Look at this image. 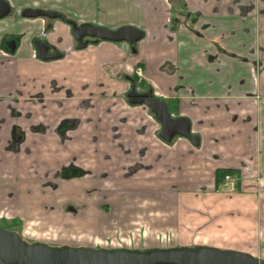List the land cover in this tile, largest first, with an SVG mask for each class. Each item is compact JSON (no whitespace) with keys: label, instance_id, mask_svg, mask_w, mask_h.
Segmentation results:
<instances>
[{"label":"crops","instance_id":"0c3cea01","mask_svg":"<svg viewBox=\"0 0 264 264\" xmlns=\"http://www.w3.org/2000/svg\"><path fill=\"white\" fill-rule=\"evenodd\" d=\"M6 1L11 12L0 20V220L15 225L19 220L14 231L26 240L62 247L72 243L130 251L209 247L264 255V182L257 183L259 177L264 180V69L258 61V46L264 49V0L257 10L255 0ZM27 10L63 12L81 23L111 30L133 26L145 37L136 52L126 43L110 42L76 50L70 28L57 22L45 38L65 55L40 62L35 40L43 36L44 23L25 18ZM8 40L17 41L10 54L3 50ZM137 65L144 67L145 80L158 98L169 101L175 115L190 120L201 142L196 146L180 139L170 151L151 138L150 128L136 139L139 145H150L148 161L161 156L163 163L133 185L120 182L117 198L146 186L164 189L162 176L168 173L166 166L171 167L169 180L179 192H166L156 200L164 213L151 211L158 214L149 218L144 216L147 211H140L126 218L127 209L122 208L117 214L120 223L114 227L94 208L73 219L62 211L72 199L70 189L63 188L56 198L42 192L33 184L37 177L32 167L43 175L72 159L87 169L106 166L93 152L92 125L86 121L91 112L81 111L79 104L102 97L104 123L129 117L123 131L126 138H133V130L145 124L144 111L137 108L125 115L115 103L127 89L121 76L132 74ZM33 95L46 98L43 109L24 101ZM14 97L20 98L19 110L11 109ZM74 117L84 123L76 140L62 145L55 128ZM15 126L27 129L24 147L33 149L32 157L17 159L7 150ZM37 127H48L50 132L39 139L28 130ZM108 134L103 151L112 150ZM224 170L242 176L241 191H217V173ZM148 232L154 236L151 240Z\"/></svg>","mask_w":264,"mask_h":264},{"label":"flooded vegetation","instance_id":"af4514ba","mask_svg":"<svg viewBox=\"0 0 264 264\" xmlns=\"http://www.w3.org/2000/svg\"><path fill=\"white\" fill-rule=\"evenodd\" d=\"M6 1V0H5ZM257 2L256 10L258 5L261 3V0H255ZM7 2V1H6ZM8 3V2H7ZM9 4V3H8ZM10 6V5H9ZM27 11H39V10H27ZM25 11V13L27 12ZM11 12V7H10ZM44 12V11H40ZM24 13V16H25ZM49 13L51 16H40L37 18L25 17L28 19H40L44 23V33L43 36H39L35 40L36 47V59L40 62H51L55 60H59L64 57V52L58 49H54L45 36H48L53 28L54 24L57 22L64 23L70 28V37L72 39V44L74 49L83 50L90 45H96L102 42H110L115 43L116 45H120L122 43H126L130 45L131 49L136 52V45L142 41H138L134 46L128 42H113V41H103L98 38L92 37L90 32L92 30H108L112 32H118L121 29L126 27L138 29L133 26H123L117 30H111L103 27H98L92 23H81L76 19V17L68 15L63 12H45ZM262 12H259V16ZM10 14V13H9ZM9 14L7 16H9ZM6 16V17H7ZM4 17V18H6ZM2 18V19H4ZM0 19V20H2ZM139 30V29H138ZM141 31V30H140ZM144 33V32H143ZM39 44H44L47 47V55L54 56L55 58L43 59L40 55ZM3 48V47H2ZM17 48L16 40H8L4 44L3 50L6 53L10 54L11 52H15ZM264 49L261 45L258 46V61H260L261 66L264 69V60H263ZM105 66V65H104ZM103 66V67H104ZM121 81L127 84L126 91L119 95V102L115 103V106H120L121 109L125 110L127 114L130 115L135 109L139 108L144 111V122L142 128H137L133 130V138H126L123 126L129 123L130 118L125 116L117 121H113L110 124L104 123L103 114L106 112L104 110V106L102 105V97H89L84 101H81L79 104V109L88 110L91 112L90 116L86 118V121L92 125V134L90 136V141L93 145V152L95 155L102 157L103 162L107 165L104 167H100L98 165V170L87 169L86 167L79 165L75 160H70L68 163L61 165L59 168L55 169H47L43 175H40L37 171H35L34 166L32 170L34 171V175L37 177L33 180V184L41 189L44 193H49L54 198H56L57 193H60L63 188L68 187L72 192V199L67 201L62 205V211L72 217L73 219H77L83 217L86 214H91L92 208L98 210L100 213L105 214L108 217V221H110V225L112 227L119 225L120 218L117 215L118 210L126 208L125 214H127L126 218H130L133 214L137 212H145L147 213L144 216L154 217L155 214L151 213V211H156L158 209L161 210L162 213L165 212V209L160 206L157 208L156 200L161 199L160 197L165 196L166 192L172 194L173 190L179 192V187L176 185L175 188L172 187V184L169 180L170 176L168 173L171 171V167H167L168 173L165 171V175L162 176V183L164 189L155 190V188L145 187L139 188L137 192L128 193L122 197V200L117 198V185L122 181H127L132 183V185L146 177L152 175L153 171L156 169L158 164L163 163L162 157L157 156L153 162L147 160L148 151L150 149V145L145 143V145H139L135 141L140 136H145L146 132L150 128V136L152 139L158 141L164 148L172 151V149L176 148L177 142L180 139H187L192 144L199 146L200 137L192 132V125L189 119L180 118L175 115L174 111L171 109V104L169 101L165 99L158 98L155 94L154 88L152 85L145 80L144 77V67L137 65L134 68V72L132 74L122 75L120 78ZM255 96H259L258 93ZM146 97L148 101H158L163 102L167 105L168 111L172 119H187L190 122V136H180L177 135L170 140H167L163 137L164 133V124L159 120V116L156 114L154 109L150 107L147 103H140L142 99ZM46 98L39 97L38 95L29 96L25 98L24 101H29L32 104L37 105L39 108L43 109L46 105ZM20 103V98L14 97L12 100V110H16ZM19 117V116H18ZM28 118H31V115H28ZM129 119V120H128ZM84 120L80 117H74L72 119H64L62 120L57 127L55 128V134L58 135L60 143L62 145H66L67 143H72L76 140V133L80 131ZM28 130L30 132H34L39 135V139L44 138V135L50 132V129L47 127H37ZM109 132V144L112 148L110 151H103L102 149V141L105 138L106 132ZM28 141V131L19 126H15L14 133L11 142L6 145L8 151L12 152L17 159L20 158H29L33 156V149L31 147H24ZM43 139L39 142H42ZM32 161V160H31ZM125 161V164L123 162ZM33 165V164H32ZM166 182V183H165ZM243 178L239 174H237L233 170H224L219 171L216 177V189L218 192H225L228 194H235L241 189L244 188L242 185ZM264 180L262 177L257 179V183L259 186L263 184ZM79 185V188H71L74 185ZM166 184V187L164 186ZM139 194V195H137ZM87 196V197H85ZM92 197H94L92 199ZM157 197V198H156ZM125 203V206H124ZM130 205V206H127ZM5 210V208H4ZM7 210V208H6ZM191 211L190 209H187ZM104 215V216H105ZM149 220V219H148ZM18 225L12 224L7 220H0V227L4 229H8L12 232L14 230L19 229V220ZM37 223H33L36 225ZM17 233V232H16ZM20 235V234H19ZM21 236V235H20ZM22 237V236H21ZM25 243L30 244H41L48 245L49 244L33 241L29 242L24 239ZM33 246V245H31ZM54 248H65V247H54ZM75 248V247H69ZM200 247L192 248L198 249ZM76 249H83L81 247ZM91 249V248H87ZM93 250H104V249H93ZM116 250H125L126 249H116ZM107 251H115V250H107ZM164 251V250H163ZM131 252H151V251H131ZM255 258V257H254Z\"/></svg>","mask_w":264,"mask_h":264},{"label":"water","instance_id":"95a60500","mask_svg":"<svg viewBox=\"0 0 264 264\" xmlns=\"http://www.w3.org/2000/svg\"><path fill=\"white\" fill-rule=\"evenodd\" d=\"M10 13V6L0 0V19ZM51 16L40 11H27L25 17L37 18ZM92 37L103 41L128 42L135 45L142 40L144 33L138 29L126 27L118 32L92 30ZM43 59L55 58L47 55V47L39 44ZM140 103H147L164 124L163 137L190 136V122L187 119H172L167 105L163 102L148 101L146 97ZM0 264H264V260L241 253L223 251L209 247L197 250L174 249L151 252H131L125 250H93L76 248H54L48 245H28L16 233L0 227Z\"/></svg>","mask_w":264,"mask_h":264},{"label":"rangeland","instance_id":"374dc122","mask_svg":"<svg viewBox=\"0 0 264 264\" xmlns=\"http://www.w3.org/2000/svg\"><path fill=\"white\" fill-rule=\"evenodd\" d=\"M71 188H79V185H74V186H72ZM8 230V229H7ZM10 231V230H9ZM64 231V230H63ZM62 231V232H63ZM70 231H72V230H70ZM75 230H73L72 231V233H75L74 232ZM115 234V232H113V235ZM148 234V237H149V240H151L154 236L152 235V232H148L147 233ZM68 235H70V234H68ZM28 241L29 242H33V241H35V240H29L28 239ZM71 241H76V240H71ZM51 246H53V247H62V245H57L56 243H51L50 244ZM70 247H75V248H78V247H93V246H91V245H85V244H77V243H72L71 245H70ZM160 247H164L163 245H161ZM200 249V248H199ZM191 250H193V249H191ZM195 250H197V249H195ZM255 258H257V259H260V260H264V255L263 256H257V257H255Z\"/></svg>","mask_w":264,"mask_h":264},{"label":"trees","instance_id":"16d2710c","mask_svg":"<svg viewBox=\"0 0 264 264\" xmlns=\"http://www.w3.org/2000/svg\"><path fill=\"white\" fill-rule=\"evenodd\" d=\"M30 245H35V244H30ZM199 249V248H198ZM193 250H195V249H193Z\"/></svg>","mask_w":264,"mask_h":264}]
</instances>
